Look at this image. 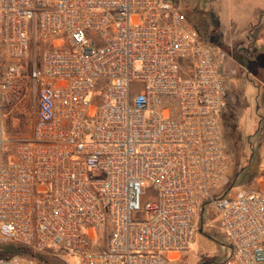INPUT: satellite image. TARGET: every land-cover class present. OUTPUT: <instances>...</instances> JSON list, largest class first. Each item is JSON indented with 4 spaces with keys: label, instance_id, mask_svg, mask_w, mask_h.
Returning a JSON list of instances; mask_svg holds the SVG:
<instances>
[{
    "label": "built area",
    "instance_id": "obj_1",
    "mask_svg": "<svg viewBox=\"0 0 264 264\" xmlns=\"http://www.w3.org/2000/svg\"><path fill=\"white\" fill-rule=\"evenodd\" d=\"M174 1L0 0V245L171 264L211 203L224 264H264V190L223 196L227 88ZM107 219V249L93 251Z\"/></svg>",
    "mask_w": 264,
    "mask_h": 264
},
{
    "label": "rangeland",
    "instance_id": "obj_2",
    "mask_svg": "<svg viewBox=\"0 0 264 264\" xmlns=\"http://www.w3.org/2000/svg\"><path fill=\"white\" fill-rule=\"evenodd\" d=\"M174 5L182 12L189 21L202 33V39H204L210 46L221 45L216 49V46H210L214 57L218 63L219 69L222 73L223 80L228 92V102L222 113L223 119V132L225 140L224 155L232 166V177L234 178L236 173L241 172L237 182L236 188L229 191L228 196L233 198L240 190L260 191L264 190V111L257 110L258 105H254L251 108H245L242 100L236 101L237 96L236 88L233 85L234 73L236 72L238 65L245 66L244 69L239 67V71L243 70L245 78L252 83H260L261 77L264 81V54L260 52L256 56V62H251L252 57L248 54L242 56L238 53L240 46H246L248 44L243 42H236L231 40L232 45L228 46V42L220 41V34L223 39L229 38V34L233 32L234 28L238 30L242 26L220 24V26L213 24L220 19V23L225 20V11L223 16L219 13L222 8V3L211 2L210 0H175ZM221 10H224L223 8ZM222 13V12H221ZM219 16V17H218ZM225 26V30L224 27ZM219 27V28H218ZM244 27V26H243ZM223 30V31H222ZM222 31V32H221ZM214 37V38H213ZM219 38V41L215 39ZM246 37V36H245ZM248 39L250 35L247 36ZM246 44V45H245ZM34 43L31 38L30 43V58L28 60L29 69L31 64L34 63ZM263 50V49H262ZM264 52V51H263ZM224 54L225 57H222ZM242 72V71H241ZM248 76V78H247ZM264 85V84H261ZM104 92V82H99L97 87V102L96 107L99 109L101 103V97ZM232 100H230V99ZM233 99H235L234 102ZM248 126L249 133L242 130L243 126ZM91 177H99L98 173L91 174ZM232 178V179H233ZM229 189L226 188L227 191ZM202 210V211H201ZM200 210L199 226L195 233V242L189 251H187L183 259L180 262H173L171 264H223L224 258L230 253V247L227 246V239L220 233V225L217 221V216L212 206L206 203ZM146 213H138V219H145ZM104 233L100 237V229H97V237L91 241L93 251H106L107 243L109 239V233L111 232V222L107 219L103 223ZM204 232V234H203ZM201 234L204 236L205 244L202 246L200 241ZM212 237L217 240L218 244L216 249L218 253L214 257H209L208 251V239ZM12 245H0V250H8ZM204 251L205 255L200 258H191L190 256L199 255ZM40 256L48 259L53 264H77V260L73 259L63 253H54L50 249H45L39 254ZM187 256L189 259H187ZM165 258H167L165 256ZM191 258V259H190ZM198 260V261H197Z\"/></svg>",
    "mask_w": 264,
    "mask_h": 264
},
{
    "label": "crops",
    "instance_id": "obj_3",
    "mask_svg": "<svg viewBox=\"0 0 264 264\" xmlns=\"http://www.w3.org/2000/svg\"><path fill=\"white\" fill-rule=\"evenodd\" d=\"M210 1L211 2L219 1V3H222L223 5L222 8L224 10H221L222 8H220L219 13L221 14V16H223L224 14L223 11H225V14H224L225 20L223 21V23H220V19H221L220 17L219 20L217 19L215 23L214 21H211L213 24L220 26V24H224L225 22V24H229V25L234 24V25L242 26L238 30L234 28L233 32L229 34L230 39L229 38L223 39L222 34L219 33L220 41L225 42V43L228 42L229 44L226 43L228 46L232 45L231 40L234 41L233 44H236V42H243V43L248 44V45L245 44L246 46H240L238 49V53L241 54L242 56H247L249 54L252 57L251 62H256L257 54H260V52L264 54L263 52L264 51V0H210ZM223 28L225 30V26ZM248 35H250L251 39L247 38ZM222 57H225L224 54H222ZM238 66L243 69L245 67L242 65H238ZM239 67L237 68V70H235L236 72L233 74L234 75L233 85L236 88V90H238L236 93L237 96H235L236 101L237 99L242 100L243 101L242 103L245 105V108H251L252 106L256 104L258 105L257 110L259 112L261 110L264 111V85H261V84H264V81H262L260 77L258 78L261 80L260 83L254 84L252 83V81L250 83V81H248L245 78L243 70H241L242 72L239 71ZM263 72H264V68H263ZM235 99H233L234 102H236ZM242 130L249 133L247 125L243 126ZM209 204L212 206L211 203ZM213 210L215 211L214 208ZM215 213L217 216L216 211ZM216 219L218 221V224L220 225L218 216ZM220 233L223 235L221 228H220ZM195 239L196 238L194 235L192 245H193V242H195ZM200 241L203 246L205 244V240L202 234H201ZM208 243H209L208 244L209 257H214L215 254L218 253V250L216 249V245L218 244V242L217 240H214V238L213 239L209 238ZM227 246H229L228 242H227ZM229 250H230V253L224 258L223 264L225 263L229 255L231 254V249ZM186 253L187 252L183 254H185L186 256ZM204 255L205 253L204 251H202V253H200L199 255H194L190 257L198 259ZM172 257L173 258H172L171 263L180 262L183 259L182 257H184V255L180 254V255H174ZM187 259H189L188 256H187Z\"/></svg>",
    "mask_w": 264,
    "mask_h": 264
},
{
    "label": "trees",
    "instance_id": "obj_4",
    "mask_svg": "<svg viewBox=\"0 0 264 264\" xmlns=\"http://www.w3.org/2000/svg\"><path fill=\"white\" fill-rule=\"evenodd\" d=\"M240 173L241 172L236 173L234 178L231 176L230 181L226 187V188H228V186H229V189L227 191L226 190L224 191L223 196L228 195V193L231 189L236 188V182H237V179H238ZM203 234H204V232H203ZM210 238L213 239L212 237H210ZM13 255L32 257V258H36V259L41 260V261L45 260V261H48L50 264H53L49 260L40 256L37 252L33 251L30 248H24V247L12 245V247L8 250H0V257L8 258V257H11Z\"/></svg>",
    "mask_w": 264,
    "mask_h": 264
},
{
    "label": "flooded vegetation",
    "instance_id": "obj_5",
    "mask_svg": "<svg viewBox=\"0 0 264 264\" xmlns=\"http://www.w3.org/2000/svg\"><path fill=\"white\" fill-rule=\"evenodd\" d=\"M200 32V31H199ZM200 36L202 37V33L200 32ZM214 38V37H213ZM215 39L217 40V41H219V38L218 37H215ZM210 46L212 47V46H216L215 48L216 49H218V48H220L221 46H219V45H217L216 43H214L213 45L210 43Z\"/></svg>",
    "mask_w": 264,
    "mask_h": 264
}]
</instances>
